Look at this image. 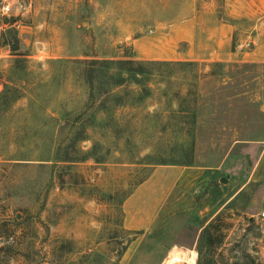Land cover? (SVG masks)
I'll list each match as a JSON object with an SVG mask.
<instances>
[{"label": "rangeland", "instance_id": "374dc122", "mask_svg": "<svg viewBox=\"0 0 264 264\" xmlns=\"http://www.w3.org/2000/svg\"><path fill=\"white\" fill-rule=\"evenodd\" d=\"M186 1L0 0V92L17 85L21 94L0 108V264H48L63 240L74 248L57 264H162L172 250L194 251L192 264H264V64L153 61L141 84L127 80L134 98L98 115L80 144L95 142L103 163L43 161L50 132L87 97L71 61L134 59L132 41L165 31ZM220 5L196 0L201 57L212 52L208 29L224 22ZM253 40L236 31L231 46L244 53ZM156 159L167 165L150 168L117 211L140 163ZM217 214L222 242L198 251Z\"/></svg>", "mask_w": 264, "mask_h": 264}, {"label": "trees", "instance_id": "16d2710c", "mask_svg": "<svg viewBox=\"0 0 264 264\" xmlns=\"http://www.w3.org/2000/svg\"><path fill=\"white\" fill-rule=\"evenodd\" d=\"M13 42H8L7 46L12 53L17 50V37L16 33L12 32ZM73 65L78 66L76 69V79L79 80L87 88V97L83 105L72 112L64 113L62 123L57 126L54 131H51L49 136V143L53 147L47 156L43 157V161L54 162L61 166H69L93 160L95 163H103L104 155L98 154L97 144L92 143L91 147L83 150L80 144L88 140L89 129L101 120H97L98 115L108 118L107 114L113 108L122 107L127 103V97L134 98L132 92L127 90L126 82L133 79L136 84H141L150 71L144 69L145 66H152L156 62H147L142 60L126 59V60H101V59H83L72 60ZM165 64V63H164ZM215 64V63H214ZM122 89V94L118 92ZM17 85L5 86L0 92V108H8L10 104L20 98L18 94ZM110 114H108L109 116ZM42 157V156H41ZM166 163L161 160H151L148 163H140L143 174L141 176H134L133 182L129 184L127 190H120L118 199L113 203L114 208L122 213L121 205L125 199L132 193L133 189L147 179L150 174V168L155 165H165ZM167 165V164H166ZM149 167L148 169H146ZM58 178V182H59ZM109 200H112L110 194ZM223 220L220 214H217L200 231L198 251L202 247L213 250L222 242L223 238ZM120 228L121 225H120ZM125 233H127L125 231ZM61 244H65L66 248L59 246L57 249H52L50 253V261L48 264L54 263V257L63 254H69L74 248L71 240H63ZM71 247H73L71 249ZM65 249V250H64ZM121 254V253H120Z\"/></svg>", "mask_w": 264, "mask_h": 264}, {"label": "crops", "instance_id": "0c3cea01", "mask_svg": "<svg viewBox=\"0 0 264 264\" xmlns=\"http://www.w3.org/2000/svg\"><path fill=\"white\" fill-rule=\"evenodd\" d=\"M197 12L196 0H187L174 18L167 21L165 31L158 29L148 36L134 39L132 41L134 59L197 61L203 58L206 62L219 64L236 62L239 56H243L242 59L248 63L264 64V0H221L219 13L224 22L219 21L216 27L208 29V39L213 43L208 58L196 53L198 50L195 43V27L199 18ZM225 19L236 23L243 20L245 28L239 29L241 25H232ZM236 31L247 38L252 35L257 36L259 41H248V49L244 53L239 52L240 48L231 46L232 35ZM179 44L184 45V51L178 56ZM259 142H261L260 159L264 163V133ZM255 162L259 163L258 157ZM191 176L198 179L202 176V172H193Z\"/></svg>", "mask_w": 264, "mask_h": 264}, {"label": "bare ground", "instance_id": "6f19581e", "mask_svg": "<svg viewBox=\"0 0 264 264\" xmlns=\"http://www.w3.org/2000/svg\"><path fill=\"white\" fill-rule=\"evenodd\" d=\"M169 255L162 264H192L196 258L194 251H186L180 256V251L172 250Z\"/></svg>", "mask_w": 264, "mask_h": 264}, {"label": "built area", "instance_id": "2783aa9c", "mask_svg": "<svg viewBox=\"0 0 264 264\" xmlns=\"http://www.w3.org/2000/svg\"><path fill=\"white\" fill-rule=\"evenodd\" d=\"M1 12H2V15H8V13L10 12V6L6 4L5 6L1 8ZM260 216L261 218L264 219V211L260 213Z\"/></svg>", "mask_w": 264, "mask_h": 264}, {"label": "water", "instance_id": "95a60500", "mask_svg": "<svg viewBox=\"0 0 264 264\" xmlns=\"http://www.w3.org/2000/svg\"><path fill=\"white\" fill-rule=\"evenodd\" d=\"M7 22H8V20H7V19H5V20H4V23H7Z\"/></svg>", "mask_w": 264, "mask_h": 264}]
</instances>
